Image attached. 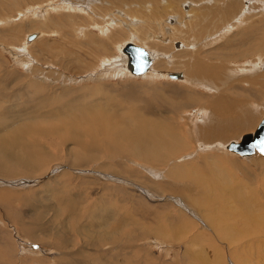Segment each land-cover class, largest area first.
Returning <instances> with one entry per match:
<instances>
[{
    "label": "rangeland",
    "instance_id": "obj_1",
    "mask_svg": "<svg viewBox=\"0 0 264 264\" xmlns=\"http://www.w3.org/2000/svg\"><path fill=\"white\" fill-rule=\"evenodd\" d=\"M76 1L0 0V129H3L0 138L7 137L20 124L37 122V134L41 136L36 137L35 145L50 157L48 166L39 175L30 171L15 178L0 175V194L4 198L27 193L33 204L19 198L0 203V264H264V225L255 221L260 215L264 220V156L244 158L229 153L223 145V148L212 146L227 144L254 131L264 116V98L259 101L262 105L256 112L260 113L254 127L256 116L237 128L229 139L218 122L228 120L229 116H216L213 120L210 105L214 95L223 91L246 102L248 96L242 91L251 85L248 79L264 74V38L261 39L264 0H235L234 15L224 10L228 0H218L221 5L213 1V6L219 8L212 14L208 13L211 0H181L179 12L165 13L160 19L152 17L151 7L167 6L169 0H90L84 2L86 6ZM187 1L191 2L188 11L183 8ZM96 8L106 9L108 13L103 17ZM193 8L198 16L189 19ZM169 15H176L178 23L169 25L166 22ZM234 18L235 26H230L228 23ZM96 22L99 24L95 25ZM185 25L191 31L180 33ZM168 26L170 33L165 31ZM139 27L147 32L138 44L155 53V64L144 76L123 77L129 73L123 69L124 74L109 77L108 59L109 63L113 59L121 64L125 61L120 53L121 45L130 39L131 31L140 32ZM121 31L124 36L118 43L110 44V54H98V47L90 42L93 39L106 42ZM35 32L39 37L27 43V36ZM187 35H197L198 39H189ZM175 42H182V47L176 48ZM103 60L107 62L103 64ZM195 61L208 78L216 75V87L206 88L201 80L191 84L192 78L184 81L166 76V72L173 71L183 72L188 78L187 70ZM155 70H162L164 75L149 77ZM91 75L94 78L90 80ZM31 83L49 87V94L54 97L39 98L36 93L25 92V85ZM96 85H111L116 98H121L122 105L128 109L139 107L142 95H152L151 101L157 99V103L144 113L137 111L139 115L153 118L156 111L162 113L180 126L190 148L166 160L164 165L163 161L161 165L154 164V158L150 163L124 154L119 159L105 157L98 165L87 166V161L80 160L77 154L83 149L70 141L72 131L76 132L73 126L68 121L62 125L70 117L67 114L73 109L80 88ZM157 86H167L161 91V98L152 94ZM186 88L200 94L186 93ZM169 90L202 99L192 104L182 98L191 106L174 108L165 103L172 98ZM253 91L264 95L263 88ZM99 95L108 107V96L101 92ZM237 107V103L232 104L235 114L240 112ZM21 118L24 120L19 122ZM213 121L216 123L212 131L209 125ZM192 130L211 132L204 136ZM208 133L215 137L210 139ZM181 154L188 155L187 161L177 163L175 160ZM210 156L228 169L224 171L226 180H235L233 186L246 188L243 192L250 191L251 198L258 199L261 208L256 206L249 226L243 227L240 218L236 221L238 209L234 205L241 199L242 191H237L234 197L227 191L223 199L230 198L229 202L222 199L215 204L218 192L207 199L208 192L202 195L192 184L197 174H170L183 170L180 164L184 163L194 166L200 163L206 168L202 159ZM11 181L12 185L7 183ZM56 211L61 216H56ZM97 212L101 214L94 218ZM217 221L241 226L242 234L222 235L215 227ZM27 226L30 230L25 229Z\"/></svg>",
    "mask_w": 264,
    "mask_h": 264
},
{
    "label": "bare ground",
    "instance_id": "obj_2",
    "mask_svg": "<svg viewBox=\"0 0 264 264\" xmlns=\"http://www.w3.org/2000/svg\"><path fill=\"white\" fill-rule=\"evenodd\" d=\"M78 1L79 0H77L76 3ZM80 1H82L83 2L82 5H84V2L90 1V0H80ZM137 1H140V0H137ZM141 1H145V0H141ZM180 1L181 0H169L167 6H165V4H164L163 7H161V8H159L155 4H153L152 7L150 6L152 8L151 10L154 13V14H152V17L153 18H159L161 15L164 16L165 13H168V12H170V13L179 12V6L178 5L180 4ZM194 1H197V0H194ZM213 1H214V4L217 3L216 5H221L220 1L218 2V0H211V3H210L211 6H209L210 12H208L211 14H212V12H214V13L217 12V11H214V9L219 8V6H215L217 8H215L213 6V3H212ZM84 6H86V5H84ZM190 6H191L190 1H187L183 4V8L186 11H188L190 9ZM223 6H225L224 7L225 12H228L230 15H234V12L237 10V7L235 6V0H228V3L224 4ZM96 9L104 14L103 17H105L106 14L108 13V11L106 9H99V8H96ZM148 9H149V7H148ZM94 12H95V10H94ZM137 12H140V11H137ZM241 12L242 11H240V13ZM156 13H159L158 17H156ZM196 13H197V10L194 9L193 12H191V14L189 15V16H191V15H193V16L190 17L189 19L196 18L198 16ZM222 16H223V14H222ZM148 17H151V16L149 15ZM218 17H221V16H218ZM227 17H228V15H227ZM237 17L240 18L241 15H238ZM224 18H225V16H224ZM4 20H2V22H4ZM225 21L227 22V20H225ZM148 22H150V21H148ZM166 22L169 25H175L178 23V18L176 15H169L166 19ZM234 22H235V18L233 19V21H231V23L229 22L228 24L230 26H235ZM98 24L99 23H97V22L95 23V25H98ZM228 24H226L224 27H226ZM146 27L150 28L148 25ZM183 27H185L189 30L186 31L184 28L183 30L181 29L179 31L180 33L183 32L185 34L189 31H191L187 25H185ZM139 28H140L139 29L140 32L139 31L138 32L131 31L130 33L132 35H131L130 39L125 41V43H123L121 45L120 53L124 56L123 60L126 58L125 61L121 64L117 60L113 59L114 61L112 60L111 63H109L110 61L108 59V65L109 66H108L107 70H108V73H111L109 75V77L119 76L121 74V72H123V69L125 71L127 70L129 72L127 75H124L123 77H127V76L132 77V75H134V76H142L143 75L144 76V75H146L147 72H149L151 70V67L153 66L156 55H155V53L150 51V49L147 46H144V47L147 48V50L149 51L150 56L152 57L153 61H152L151 66L145 72L139 73V74L134 73L131 70V68L128 67V64H127L128 54L123 50V47L128 42H134V43L137 42L136 44H138V43H141L143 41L142 35L145 34L147 31L144 30L143 27H139ZM231 28H233V27H231ZM228 29H230V27ZM168 30H170L169 26L165 27V31L169 32ZM123 32L124 31H121L119 33L116 32L114 34L112 33L113 35L111 37L109 36L110 38H109V40L107 39L106 42L94 41L96 39L90 40V42L98 47V50H97V51H99L98 54L103 53V52H104V54H110V53H112L110 44L118 43L116 41H118L120 38H122V36H124V35H122ZM170 32H171V30H170ZM35 34H36V36L33 38H29V35H30L29 34L27 36L26 42L32 43L33 41H35L39 37V33L35 32ZM92 37H94V36L92 35ZM187 38L198 39V36L196 35V36L192 37L191 35H187ZM262 38H264V37L262 36L261 39ZM114 39H116V40H114ZM190 42H191V40L189 41V43ZM42 45H43V48L46 50L47 49L46 45H44V44H42ZM182 45H183L182 42H178L177 44L175 42V46L178 49L181 48ZM189 54L191 55V52H189ZM167 55H169V54H167ZM105 57H107V56H105ZM164 57H166V56H163V58ZM106 62H107V60H103V64ZM199 66H200V63L195 61L194 64L190 66L191 70H190V68H188L187 71L190 72L188 75V78H187L186 74H184L183 72H173V71L169 72V73L166 72L167 73L166 76L169 75V77L172 79H182L184 81L192 78L194 80L189 81V83H191V84L198 83V80H201L203 82V85L206 88H210L212 86L214 87L215 83H216L215 82L216 75L212 76L211 78H208L207 74H205V70L200 68ZM161 71L162 70H159V71L155 70L153 72V74H151L152 76L150 75L149 77H155V76L161 77L162 75H164V72L161 73ZM175 73H179V75L177 77L171 76L172 74L174 75ZM221 73L223 75V72H221ZM123 74H124V72H123ZM89 78L91 80L94 77H93V75H91V76H89ZM230 78H231V76L228 77L227 81H229ZM78 79L82 80L84 78L79 77ZM245 79H244V81L247 82ZM74 80H76V79H74ZM219 80H221V78H219ZM86 82H87V80H86ZM248 82L251 84L250 86H248L251 89H253V88L254 89H262V88L264 89V74L260 75L258 77H254L251 80L248 79ZM27 85H28V87H27ZM246 85L244 83L243 86L246 87ZM166 87L167 86H162V88H161V86H157L154 88L156 90V92H153L152 94L155 96V98H157V97L161 98V96H162L161 91L163 90V88H166ZM249 88L248 89L245 88L244 91H242V92L246 93L248 96L247 99L245 100L246 102H244V103L240 100L242 102L241 103L238 100V98H236L235 95H233V98H232L231 96L228 95V93H226V91H223V92H220V93H217L216 95H214L215 98L210 103V105L213 107V115L211 116L212 118H214L213 120H215L216 116H218V117H220L222 115L229 116L228 120L221 119L218 121L219 123H221V126L224 128L223 134L225 137H227V139L230 138V135L234 134V132L236 131L237 128L239 130L240 127L244 126L245 122H249L250 119H253L256 116L254 118L253 125H252V127H254V123H256V121L258 119L260 112L258 114H256V112H258V108H260L261 107L260 105H262V102L259 103V101L263 100L264 95H262L259 92L253 91L254 89L252 91H250ZM25 90H26L25 92L36 93L39 96V98H41V96H45V95L54 97L53 95L49 94V87L45 88L44 86H41L37 83L36 84L35 83L34 84H32V83L26 84ZM184 90H186L185 91L186 93H188V91H189V92H192L193 94H196V95L200 94L194 90H188L187 88ZM88 92H98V93H88ZM99 92L106 94L108 96V98L110 100V102H109L110 104H108V107H107V103L102 102V100H105V99H101L102 95H99ZM168 92L172 95V98L166 99L165 103L171 104L174 108H179V107L183 108V107H190L191 106V105H189V103L185 104V102L187 103V101L182 99V98H186L187 100L192 101V104L198 103L199 100L202 99L201 97L197 98V99L189 98L185 92H181L182 95H179L180 93L178 94V91H176L177 92L176 94L171 92V90H169ZM238 92H240V91H236L235 93H238ZM263 93H264V91H263ZM150 96L142 95L139 98L140 106L135 107L133 109H128L126 106L122 105L121 98L120 99L116 98L117 96L114 93L111 85L85 86V87L80 88V91L78 92V94H76L77 98H75L73 109L71 110V112H69L67 114L70 117L67 120H64L63 121L64 124L62 125V126H64L66 121H68V124L70 126H73V130L76 131V132L72 131L70 141L75 142L78 145V148L83 149L82 152L77 153L78 156H80L79 159L80 160H86L87 166L92 167L93 164L95 166L98 165V163H99L98 161H100L101 159H104L105 157L119 159L122 155L126 154V155L135 156L138 159H141L145 162H150V163H153L152 160L154 158V164L161 165L162 164L161 161H163V165H164L166 160H171L174 157H176L178 154L189 149L190 148V141L183 134L180 126L176 125L170 119L165 118L162 113H159L156 111L153 118H144L141 115H139V113L137 111H139L140 113H144L146 110H149L150 105L157 103V101H156L157 99L155 101H151L152 95H150ZM134 100L135 99H131V101H134ZM254 102L258 103V105L254 104ZM234 103L238 104L237 109L240 110V112L238 114H235V111L232 108V104H234ZM229 107H231V109ZM0 108H1V106H0ZM50 109L52 110L51 107H50ZM118 111H123V112H118ZM259 111H260V109H259ZM107 113H109V115ZM137 117H139L140 119H138ZM23 120H24V118H21L19 120V122H21ZM212 123L213 124H210L209 126L213 131L215 129L214 123H216V122L213 121ZM37 126H38V123L34 122V121H33V123H30V124H20V125H18L17 129L12 131L7 137H4V138L1 137L0 138V175H2V173H4V175L6 174L5 176L14 177L16 175H22V174L26 175L27 174L26 171H30V172H34L33 174L36 176V175H39L41 170H44L46 168V166H48V161H49L50 157L46 154H42L41 149H38L37 148L38 146L36 147V145H35L38 142V141L36 142V137L41 136L40 134H37L38 133ZM249 128H251V127H249ZM256 129H257V127H256ZM256 129H254V131ZM192 131H194L195 134L199 133V134L204 135V136H205L206 132H209V131H206V132L202 133L198 130H196V131L192 130ZM254 131H250V132H254ZM0 132L3 133V129H0ZM243 135H240L241 137L238 140H232V141H241ZM23 137H25L26 140H23ZM209 137H210V139H213L215 136H214V134L213 135L209 134ZM206 138L208 139V137H206ZM29 139H32V142H30ZM230 142H228L227 144H223V143H218L215 145L212 144V146L214 148L217 146L222 147V145H223L224 149H227L229 153H234V154H236L238 156H242L244 158L253 157L257 154L264 156V154L259 152L258 150L256 152H254L253 154H250V155H244V154L242 155V154H240L234 150H231L228 147V144ZM216 151H220V150H216ZM132 154H134V155H132ZM181 155H179L180 157L178 156L176 158L175 161L177 163H179V162L183 163V162L187 161L188 155H182V156ZM180 158H183V159H180ZM117 159H115V160H117ZM179 159L181 161H178ZM75 160L78 161L76 158H75ZM202 160L206 163V165H207L206 168H203V165L200 163H198L197 166H194L193 164L191 165V163H184V164H180L182 166L183 170H179L177 172L176 171H170V174L172 176H178V175H180L182 173H186V172L197 174L198 177H197V179L195 177L192 179V184H194V186L196 185V187L201 190L202 195H205L208 192L209 194L207 193L206 194L207 197H205L207 199L212 198L211 195H215V193L218 192L219 197L217 196L218 199L214 198V203L217 201H218V203H220V201L223 199V197L227 191H228V194L232 195L231 197H234V195L237 191H242L241 199L238 201V204H237L238 206L234 205V208L238 209L236 221H238V219L240 218V220H241L240 224H242L243 227H246L249 223V220L253 217V216H251V214H253L252 212L255 210L256 206L261 208V206H259L257 204L258 199L256 197L254 199H252L251 198L252 193H250V191H248V189H247L248 192H243V190H245L246 188L241 189L239 187L233 186V182L235 180H226L224 178L225 177L224 171H226L228 169L225 168V166H223L224 164L222 165L220 161H218L217 159L215 160V158L213 159L211 156L208 158H203ZM234 166L237 167L236 165H234ZM9 181H10V179H9ZM7 183L11 184V185L13 184L12 181L7 182ZM20 183H22V182H20ZM36 183H38V181H36ZM23 184L25 185V183H23ZM244 186H245V184H244ZM15 195H16L15 193H14V195L12 194V199L16 198V200H17L19 198L21 200H28L29 201L28 204H32L30 202L31 198H30L29 194L26 193V194L21 195V193H20V196L19 195L15 196ZM12 199H6V198H4V195L0 194V203H9ZM229 199H223V201L229 202L228 201ZM106 203H108V201H106ZM244 203L246 206H244ZM112 204L114 205V203H112ZM215 204H217V203H215ZM24 206H25V204H24ZM232 207H233V205L231 204V208ZM223 208L221 206V209H223ZM19 209H20V207H19ZM216 209H218V208H216ZM34 210H35V208H34ZM21 211H22V209H21ZM35 212H36V210H35ZM55 213H56V216H61V214L58 211H56ZM100 214H101L100 212H97L96 214H93V216H94V218H97ZM260 216H258L255 221L257 223H259L258 225L263 226L264 223H262V222L264 220H263V217L261 219ZM238 226H236L234 223L232 224V222L231 223H229V222L225 223V222L217 221L215 224V227H217L218 230L222 233V235H225V236H229L230 234H233L234 232H235L234 233L235 236L238 233H241L243 231L242 227L239 226L240 228H237ZM262 226H259L258 229L262 230V228H261ZM27 227L28 228H25V229L30 230V227L29 226H27ZM259 230H258V232H259ZM219 231H217V232H219ZM247 231L250 232V229L248 228ZM218 236L220 237V234H218ZM220 240H221V238H220Z\"/></svg>",
    "mask_w": 264,
    "mask_h": 264
},
{
    "label": "water",
    "instance_id": "obj_3",
    "mask_svg": "<svg viewBox=\"0 0 264 264\" xmlns=\"http://www.w3.org/2000/svg\"><path fill=\"white\" fill-rule=\"evenodd\" d=\"M35 36L36 34L32 33L29 35V38ZM123 50L128 54V67L134 73H143L151 66L152 57L144 46L134 42H128L123 47ZM178 75L179 73H175L171 76L177 77ZM228 147L242 155H250L257 150L264 153V117L254 132L245 133L241 141H231Z\"/></svg>",
    "mask_w": 264,
    "mask_h": 264
},
{
    "label": "crops",
    "instance_id": "obj_4",
    "mask_svg": "<svg viewBox=\"0 0 264 264\" xmlns=\"http://www.w3.org/2000/svg\"><path fill=\"white\" fill-rule=\"evenodd\" d=\"M155 62V61H154ZM155 63H153V65H154ZM198 144H200V143H198Z\"/></svg>",
    "mask_w": 264,
    "mask_h": 264
}]
</instances>
